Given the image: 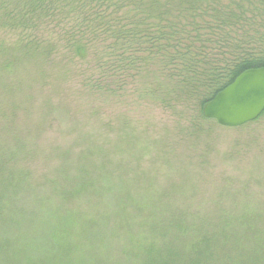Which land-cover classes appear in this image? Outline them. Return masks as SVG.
Instances as JSON below:
<instances>
[{"label": "rangeland", "instance_id": "1", "mask_svg": "<svg viewBox=\"0 0 264 264\" xmlns=\"http://www.w3.org/2000/svg\"><path fill=\"white\" fill-rule=\"evenodd\" d=\"M165 1L0 0V264H264V112L176 100Z\"/></svg>", "mask_w": 264, "mask_h": 264}, {"label": "trees", "instance_id": "2", "mask_svg": "<svg viewBox=\"0 0 264 264\" xmlns=\"http://www.w3.org/2000/svg\"><path fill=\"white\" fill-rule=\"evenodd\" d=\"M164 4L179 5L178 18H184L186 25L179 32L174 26L160 27L154 43L148 45L165 76L176 82L177 101L197 98L203 107L243 72L264 67V0H166ZM106 30L109 33L111 28ZM138 33L133 28L130 39L123 38L130 45H143L147 36L137 38ZM86 47L77 44L79 58H85ZM197 116L203 118L202 108ZM204 258L202 252L187 261L199 264Z\"/></svg>", "mask_w": 264, "mask_h": 264}, {"label": "water", "instance_id": "3", "mask_svg": "<svg viewBox=\"0 0 264 264\" xmlns=\"http://www.w3.org/2000/svg\"><path fill=\"white\" fill-rule=\"evenodd\" d=\"M264 112V67L240 74L202 107V116L227 128L255 121Z\"/></svg>", "mask_w": 264, "mask_h": 264}]
</instances>
